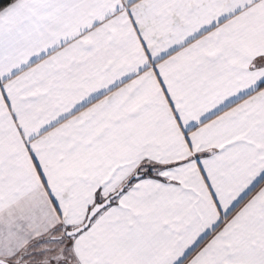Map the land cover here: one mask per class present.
I'll use <instances>...</instances> for the list:
<instances>
[{
	"label": "snow or ice",
	"instance_id": "1",
	"mask_svg": "<svg viewBox=\"0 0 264 264\" xmlns=\"http://www.w3.org/2000/svg\"><path fill=\"white\" fill-rule=\"evenodd\" d=\"M0 264H264V0H0Z\"/></svg>",
	"mask_w": 264,
	"mask_h": 264
}]
</instances>
